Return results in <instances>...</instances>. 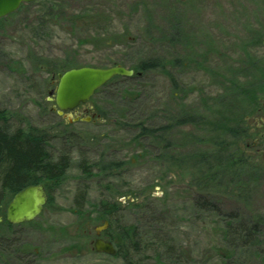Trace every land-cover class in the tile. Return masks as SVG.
Returning <instances> with one entry per match:
<instances>
[{"label":"rangeland","instance_id":"rangeland-1","mask_svg":"<svg viewBox=\"0 0 264 264\" xmlns=\"http://www.w3.org/2000/svg\"><path fill=\"white\" fill-rule=\"evenodd\" d=\"M153 58L165 66L136 73ZM251 62L264 63V0H35L4 17L0 110L12 131H49L53 156L67 155L70 165L35 219L5 229L0 216V264H126L90 243L96 223L88 228L86 216L97 215L103 199L122 200L117 219L138 226L137 264H264V220L254 244L225 232L230 215L264 219V167L242 179L250 188L245 201L227 183L221 192L199 186L198 161L210 154L217 163L218 142L264 166V112H249L245 96L259 76ZM112 65L134 74L92 96L99 117L58 114L49 91L59 73ZM182 116L190 120L177 123ZM140 122L172 123L170 143L135 142ZM232 127L238 130L230 134ZM82 161L116 166H94L85 176ZM83 189L85 216L75 211Z\"/></svg>","mask_w":264,"mask_h":264},{"label":"trees","instance_id":"trees-1","mask_svg":"<svg viewBox=\"0 0 264 264\" xmlns=\"http://www.w3.org/2000/svg\"><path fill=\"white\" fill-rule=\"evenodd\" d=\"M3 20L4 18L0 19V22ZM251 64L255 68V71H258L259 76L255 77L256 83H254V86H251V83H248L249 85L247 86L253 88L251 90L247 89L245 96L247 97L246 101L249 112L260 111L261 114L264 112V63L251 62ZM163 66L165 65L162 60L153 58L140 62L136 66L137 69L135 71L138 74H142L145 73L146 70L157 69ZM120 78L122 77L117 75L105 85ZM235 85L241 87L243 84L239 82ZM261 119L263 118L261 117ZM188 120L190 119H186L182 116L177 119L176 122H187ZM172 125V123H167L159 126H150L141 122L137 123L134 125L137 130L134 140L137 142L149 138L151 142L149 143V146L153 147L156 145L159 146L163 141L167 140L165 143L166 147L170 142L168 139L165 140L164 137L166 138V136L170 134ZM229 130L230 134H232L238 130V127H232ZM242 130L248 132L249 129L246 126L245 128H242ZM51 138L52 135L49 131L40 129L36 126H31L27 129L17 128L12 131L10 129V116L8 112L6 110H0V216L3 218V221L1 222V226H4L3 228L10 229L13 226V224L9 223L6 219V208L10 199H12V197L24 187L31 184L43 183L48 193L47 203H50L53 200V187L59 186L60 182L66 175L67 169L70 165V158L63 154H60L57 158L53 156L50 148ZM216 144L217 146L213 153L217 150H223L224 154L218 158L217 163L215 164L211 162L210 154L207 156L204 155L203 159L198 161L200 171L204 172V175L202 174L203 178H200L199 186L201 189L209 190V192H221L220 186L227 183V187H234L232 191L234 194H237L238 197L241 196L240 199H242L244 195L243 201H245L248 199V191L250 188L248 185H245L247 182L242 179H244L245 176L248 177V174H250L252 170L259 171V169L264 166H257L252 163V161L247 159L243 153H239L236 149L232 148V143L229 141L225 140ZM161 150L162 149H160V151ZM159 157L160 154L158 155V158ZM94 166L99 168L102 172H105L111 171L112 168L116 166V163L109 162L100 165L95 162L93 164L86 163V161L81 162V170L85 176L91 175L92 167ZM219 167H221V174L217 171V168ZM79 192L75 211L81 216H85V214H87L84 203L86 191L83 189V192ZM127 201L132 203L135 199H128ZM121 202L123 201L116 202L103 199L95 206L97 208V215H93V217L89 215L86 216V218H88L93 224L100 223L99 221L102 219H107L109 221V228L107 229L106 234L117 246L116 256L122 257L126 264H137L138 261L135 253H139L140 248L138 226L135 224H121L119 222L117 219V213L122 206ZM209 206L214 207V205H208L205 203L203 208ZM230 216L234 222L226 221V234L237 239L240 244H243L242 246H246L248 243L249 245L254 244V241H251V239L254 234H257L258 225L262 223L261 221L264 219H256L255 221L246 222L243 218L238 217L237 215H235V217L232 215ZM112 222L115 225H113Z\"/></svg>","mask_w":264,"mask_h":264},{"label":"water","instance_id":"water-1","mask_svg":"<svg viewBox=\"0 0 264 264\" xmlns=\"http://www.w3.org/2000/svg\"><path fill=\"white\" fill-rule=\"evenodd\" d=\"M35 0H0V19L16 12L23 3ZM134 70L123 65L108 67L80 66L70 68L58 74V84L49 91L50 99L55 100L58 114L65 115L69 120L83 119L65 112L72 111L90 101L95 92L108 83L113 77L132 76ZM54 96V97H53ZM48 202V193L43 183L31 184L18 191L10 200L6 219L11 224H20L35 219ZM1 220V217H0ZM109 221L96 227L97 233L106 229ZM94 249L97 252L116 254V247L110 240L96 238Z\"/></svg>","mask_w":264,"mask_h":264},{"label":"flooded vegetation","instance_id":"flooded-vegetation-1","mask_svg":"<svg viewBox=\"0 0 264 264\" xmlns=\"http://www.w3.org/2000/svg\"><path fill=\"white\" fill-rule=\"evenodd\" d=\"M81 107L83 108V109H81ZM55 109H56V107H54ZM81 109V110H80ZM65 114H70L71 116H79L80 118H82V116H84L85 114H90L92 117H95V116H100V114H98L96 111H94V107H92V106H90L89 104H88V102L87 103H85V104H81L79 107H77L76 109H74V110H72V111H68V112H65ZM63 117H66L64 114L62 115ZM105 222V221H104ZM103 222V223H104ZM92 224L93 223H91V222H88V225H87V227L88 228H90L91 226H92ZM99 223H97L96 225L95 224H93V225H95V234H94V236L93 237H91V242L90 243H92V245H93V248H94V241L96 240V238H98V237H100V238H103L104 240H110V241H112L109 237H108V235L106 234V231H107V229L109 228V225H108V227L106 228V229H103V230H101L100 231V233H97V231H96V227L97 226H99L98 225ZM84 231H86L87 232V230L86 229H84ZM86 232H85V234H86ZM90 234V233H89ZM113 242V244L115 245V247H116V249H117V246H116V244H115V242L114 241H112ZM25 255V254H24ZM114 255H116V254H114Z\"/></svg>","mask_w":264,"mask_h":264}]
</instances>
